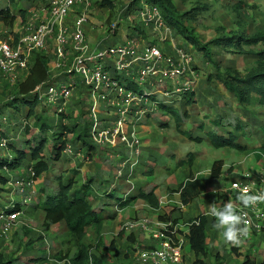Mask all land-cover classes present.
<instances>
[{"label": "built area", "instance_id": "obj_1", "mask_svg": "<svg viewBox=\"0 0 264 264\" xmlns=\"http://www.w3.org/2000/svg\"><path fill=\"white\" fill-rule=\"evenodd\" d=\"M16 1L27 14L25 18L18 15L11 31H0V93L7 95L6 101L12 100L10 93L31 72L32 55H45L50 60L48 77L31 94L38 99L37 109L56 118L55 131L58 125L77 124V133L65 137L64 155L79 158L82 154L76 149H88L76 141L83 132L94 147L124 155L117 177L130 176L142 154L144 127L161 118L163 108L183 109L185 97L197 93L200 69L191 52L193 45L180 43L160 8L144 0L134 5L133 0L122 5L116 1L114 9L97 7L102 0ZM96 12L110 13L102 21L95 17ZM31 119L37 123L35 116ZM31 119L20 120L24 130L33 128ZM11 123L10 117L0 116V133ZM10 141L0 137V147L8 158H12ZM262 159L255 170L233 167L226 174L228 186L221 190L224 203L230 200L237 213H246L249 221V236L235 247L264 235V203L244 208L237 199L245 187L252 195L264 191L263 155ZM28 173L27 180H15L14 174L8 186L16 184L19 190L32 187L35 173L32 169ZM29 201L26 198L23 204ZM164 204L161 199L157 209L150 208V214L127 221L116 234L136 236L133 264L195 262L189 244L198 219L180 217L185 206L180 200L168 201L172 208L168 212L161 208ZM23 213V209L0 212L1 236H8L18 226L29 228L21 219ZM46 244L50 256L51 245ZM56 262L71 264L68 260Z\"/></svg>", "mask_w": 264, "mask_h": 264}, {"label": "rangeland", "instance_id": "obj_2", "mask_svg": "<svg viewBox=\"0 0 264 264\" xmlns=\"http://www.w3.org/2000/svg\"><path fill=\"white\" fill-rule=\"evenodd\" d=\"M116 1L119 5L128 2V0ZM234 1L235 0H174V3L181 13L193 11L197 7L209 8L208 10H201L197 20L190 23V26L195 29V32L200 37L201 41L203 43H209L215 38L224 36L226 33L237 31L238 22L241 20L248 24L250 23L251 20L245 17L243 19L237 17L236 12L232 9V4L235 3ZM243 1H246L243 6L245 7L244 12H247L246 14H248V16L251 14L254 15L256 12L264 13V0ZM0 7L10 8L13 14H18V11L21 9L19 2L15 1L14 3H10L8 0H0ZM107 13L98 15L96 12L95 17L98 19L100 18L103 21L108 19ZM257 19L258 18L256 17V21L250 26L251 30L261 28ZM5 29H7V27L0 23V31H4ZM173 31L174 35L180 40V43L183 42L185 45L190 46L189 41L179 35L175 28H173ZM93 33L94 36H96V32L93 31ZM190 48L200 69V83L197 86V93L195 92L196 102L193 106L190 105L187 107L190 118L181 123V129L191 132L194 136L201 135L206 137V132L214 129L212 121L217 119L218 115H221L224 118V122L228 129L240 135V144L247 145L249 153L244 156V161L251 158L250 156H253L252 153L255 152V149H259L261 143L264 141V128H260V130L258 129L259 126H264V115L261 114L264 113V108L247 106V109L253 113L245 112L244 107L241 106L238 103V100L226 90L224 85L212 77L211 80H209V76H214L218 72L224 73L227 67H236L239 72L245 74L253 65L252 59L241 57L233 52L223 51L222 49H214L217 53L216 61L219 66V70H217L214 64L205 62L203 54L200 53L195 46H190ZM6 98V94L0 93V105L6 103ZM21 108L22 110H25L24 106H21ZM176 110L178 113H183L184 108ZM5 113L8 114L10 112ZM36 114L42 121H46L52 128L54 127L56 123L55 117L44 115L45 111L41 108L37 109ZM162 119L165 122L169 121L170 126L161 128L160 121ZM31 121L34 124L33 128L30 127V132L28 134L24 133V126H21L20 119H12L11 125L3 127V132H8L7 135L10 139L14 140L18 146L20 145V147H25L26 150H28L27 145H25L26 143H23V141L31 140L34 144V139L40 135V123H36L39 127L37 128L35 120L31 119ZM160 121L157 122L158 125L154 124V127L152 126V132L155 136L147 137L152 140L151 149H155V151H152L150 154L151 156L160 159V161L156 160L157 164L160 166L156 173H154L155 171L153 172L155 174L153 176L147 175L148 172L151 171V167H144V165L141 166L138 170V176L134 179L133 184L139 187L140 185H143V182L147 181L151 184L144 186L143 188L149 189L151 186L155 185L157 186V192L159 190V192H163L161 195H168L173 193L182 182L181 179L183 177L180 178L179 176L181 170L179 172L174 169L176 164L185 159L189 153L201 152V154H199L200 163L203 164L204 162V165H207V159L211 157V149H214V147L209 141L202 144L191 141L186 135L178 131L177 124L175 123L174 118L170 115L161 117ZM237 121H240L241 124L244 125L246 135H242L241 132L239 133V131L236 130ZM202 125L205 128L204 130L200 128ZM47 136L50 145L47 147L45 155L46 159L50 161L51 167L49 172L41 177L42 181L39 184L36 182L30 188L26 187L24 190L16 188V184H14L15 188L13 186H6L5 191L1 193L3 198H0V203H2L3 207L12 206L14 203H21V207L24 211L21 219L28 224L29 228H31L29 229L25 225H22L13 229L8 236H1L0 234V256L4 258L2 263L55 264L54 257L59 252L69 255H72L75 252V249L66 244L69 240V234L64 225H58L50 232H45L43 230V211L36 207L39 202H41V204L45 203L48 195L53 196L55 194L57 190L56 179L58 177H64L66 179L71 177L76 170H79L80 174L76 176L79 181L77 187H80L83 183L93 179V195L90 199L92 205L96 209H104L105 216L117 215L116 217L111 216L108 218L106 223L107 227L105 226L104 229L105 236H103L100 248H96V240H98V237L94 230L91 229L88 231V242L94 247L92 254L97 253L98 251L100 253L107 251L111 257V262L114 264H133L132 257L134 254L133 248L135 243L125 234H123V236H120L122 233H120L119 236H115L114 234H117L120 227L127 221L142 216L144 211L141 210V208H139V210L135 209L134 205L125 209H121V207L117 206L118 199L123 198L124 196L122 191L118 189V186L120 185L114 183L115 186H112L113 182L111 185L109 179L104 180L106 175L109 176L111 172L110 168L115 164L113 160L116 159H102L99 157L100 154L98 156L95 152L91 153L88 157L86 148L76 149V153L81 152L82 154L79 158L76 156L67 157L63 154L61 161H55L52 156L51 148L54 143L52 130L47 133ZM145 147L146 149L150 148L149 144L145 145ZM156 149L159 152H157ZM218 151L219 153L223 151V155L225 156H231L237 152L230 149ZM5 154L6 151L0 147V155L4 156ZM171 154H174V156ZM148 156L149 154L145 156V160H147ZM240 163L241 162L236 164L232 162L229 164L226 173L230 171V167H232L233 164H236L233 167H239ZM167 168H170L173 173L176 171V174L169 179H167V175L169 176L172 172H168ZM113 169L115 170V168ZM247 169L251 170L252 168L247 167ZM143 171H145V173L141 174ZM202 174L204 175V173ZM15 177L27 180L29 173L26 167L18 169L17 172L15 171ZM16 178L15 180H17ZM202 180H204V178ZM203 188L205 189V184H203ZM135 193H137V191H135ZM220 194L221 197L223 193L220 192ZM26 198H29L30 201L28 204H23ZM221 203L222 198L217 205L221 207ZM198 204V201L193 203L190 209H196ZM211 230L213 232L209 233L207 238L209 241L207 263L241 264L246 257H250L258 263L263 261L264 241L261 239H256V237L253 236L240 247H235L225 243L217 230L213 228H211ZM38 231L43 234H40ZM134 239H136V236H134ZM46 241L51 245L50 256H48ZM113 242L114 247L112 246ZM251 243L254 246H251ZM218 253L221 256V259L216 260V255Z\"/></svg>", "mask_w": 264, "mask_h": 264}, {"label": "trees", "instance_id": "obj_3", "mask_svg": "<svg viewBox=\"0 0 264 264\" xmlns=\"http://www.w3.org/2000/svg\"><path fill=\"white\" fill-rule=\"evenodd\" d=\"M16 0H10V3H14ZM141 0H133L132 4H137ZM149 4L156 5L160 8L165 20L175 28L180 35H182L189 43L195 46L200 53L203 54L204 60L207 63H212L219 70L218 63L216 61L217 53L214 48L222 49L223 51L233 52L238 55H254L258 60L251 66L245 74H242L233 67L225 69L224 73L218 72L217 74L210 75L213 79H217L224 85L226 90L234 96L238 103L244 107L245 112H250L248 107H261L264 108V49L259 51L252 50L251 48L257 45H264V29L259 30L253 35L247 34L245 30L237 32H229L222 37H218L210 41L209 43H203L200 37L196 34L195 29L190 26V23L197 20L199 12L206 7H197L193 11H187L181 13L174 3V0H144ZM18 2V1H17ZM116 0H102L97 3L99 8L114 9V3ZM27 6L28 2L24 1ZM18 6V4H17ZM243 3H240L236 10L237 17L240 18L239 10ZM26 10L20 9L18 14L11 11L8 7H0V23L7 27L8 31L14 26V23L18 15L26 17ZM240 22V21H239ZM238 22V23H239ZM189 25H188V24ZM50 60L43 54L35 53L32 55L31 64L32 69L28 77L22 81L11 93L12 100L6 101L3 105H0V116L5 115L12 119H20L28 121L32 117H36L37 124L40 123V135L34 139V144L31 140H24L27 149L20 147L18 144L10 139L5 132L0 133V137L11 140L9 142V149L12 154V158H8L0 155V198H3L1 193L5 191V187L13 180V175L18 169L26 167L29 170L32 169L35 173L34 181L37 182L43 175L49 172L51 164L46 159L45 151L50 145L47 133L52 130L54 136V143L52 144V156L55 161H61L66 147V138L68 134L77 133V124H70L67 126L58 125L55 128L51 127L46 121H42L39 116H36V110L38 107V99L35 95H32V91L42 82L46 81L48 77V64ZM5 94V93H4ZM196 102L195 94H191L185 97L183 102L184 111L178 113L175 108H163L160 117L170 115L174 118L177 124V129L180 133L186 135L191 141L198 144H202L204 141H209L215 149H233L240 152L248 150L247 145L240 144V135L230 131L224 122V118L218 115V118L213 120L214 129L206 132V137H194L191 132H187L181 129V123L190 118V114L187 111L188 106H193ZM21 106L25 107L22 110ZM243 110V109H242ZM5 112H10L6 114ZM247 125V124H246ZM170 126V122H161L160 127L166 128ZM201 129H205L202 125ZM264 128V126H259ZM87 130V129H85ZM236 130L241 132L242 135H246L244 125L240 121L236 122ZM30 127H26L24 133L28 134ZM264 132V131H263ZM86 133H81L76 137V141H82L84 147H88V157L91 153L97 151L98 148L94 147L86 140ZM36 141V142H35ZM260 151L264 152V144L260 147ZM27 160V161H26ZM196 160L194 153H189L187 157L177 163V168L191 169ZM27 162V163H25ZM25 163V164H24ZM223 161H215L212 165L211 175L214 179H219L223 174ZM80 171L76 170L71 177L64 178L58 177L56 179L57 190L53 196H47L46 202L38 203V209L43 211L42 228L45 232H49L56 225H64L66 231L69 234V240L67 245L75 249L72 255L62 254L59 252L54 257V263L63 262L64 260L70 261L71 264H90V259L93 260V264H114L111 262V257L107 251L92 254L94 249L93 245L88 242V231L94 230L98 240L96 248H100L103 241L104 229L109 217L104 215V209H96L90 199L93 195V182L91 180L83 183L80 187H77ZM153 174V170L148 172V176ZM16 178V177H15ZM21 179V178H20ZM201 183L194 173L190 170L189 177L186 181L178 185L174 191L179 193L180 201L183 205L187 206L194 202L200 196ZM157 186H151V188H141L137 195L131 196L126 200L118 199V205L121 209H125L131 206L133 203L143 201L151 208L157 209L159 207V197L157 195ZM14 208L7 209L0 203L1 211L10 213L12 211L22 210L21 204L16 203ZM0 211V212H1ZM114 217V215L112 216ZM198 219L199 225H194L191 229L190 237V251L195 257L193 264H209L207 258L209 255V246L207 244V225L208 218L201 216ZM196 219H192L196 220ZM123 236V233L120 234ZM129 239L135 243L134 236H129ZM114 247V242L112 243ZM236 251L235 249H233ZM221 259L220 254L216 255V260ZM4 261V258L0 256V263ZM5 264V263H2ZM62 264H68L67 262ZM220 264V263H216ZM241 264H264V259L261 263L256 260L246 257Z\"/></svg>", "mask_w": 264, "mask_h": 264}, {"label": "crops", "instance_id": "obj_4", "mask_svg": "<svg viewBox=\"0 0 264 264\" xmlns=\"http://www.w3.org/2000/svg\"><path fill=\"white\" fill-rule=\"evenodd\" d=\"M234 2L235 3L232 4V9H234V11L236 12V10L239 7L240 3H243L244 4V2H246V1H243V0H235ZM241 8L243 10H239V12L241 14L240 15V19H243L245 17V18H247V19H249L251 21L248 24L247 22H243L241 20L238 23V25H237L238 26L237 27V31L245 30L247 32V34L253 35V34L257 33L259 30L264 29V13L256 12L254 15L251 14V15L248 16V14H246L247 12L246 13L244 12L245 7L244 6H241ZM208 9L209 8L207 7L206 9H203V10H208ZM256 17L258 18L257 19V22H258V24L261 25V28H257L256 30H251L250 26H252V23H254L256 21ZM237 31H234V32H237ZM214 49H219V48H214ZM251 49L252 50L254 49L256 51H259L261 49H264V45L260 44V45H257V46L252 47ZM239 56L245 57V58H251L252 59V62H253V65L258 60V58L256 56H254V55H239ZM233 68L237 69L236 67H233ZM261 114L264 115V113H261ZM160 119L161 118H159L156 121H152L151 123H149V125H147L146 127H144V129H143L144 130V132H143V144L144 145H143V149H142V154H141V157L138 159L137 164L133 167V171H132V173H131L130 176L125 175L122 178H118L117 177V168H118V165L121 162V160L123 158H125L124 155L117 156V152L115 150H113V149H97V151H96V154L98 156L100 154L99 157L102 158V159H105V158H107L108 160L110 158L116 159V160H113L115 162V164L113 166H111V168H110L111 169V172H110L109 176L106 175L105 178H104V180L109 179V181L111 182V185H112V182H113V185L112 186H115L114 183H117L118 185H120V186H118V189L121 190L122 193L124 194V196L122 198L123 200H126L127 198H129L131 196L137 195L138 192H139V190L141 188H143L144 186H147V185L151 184V183H148L147 181L146 182H143V185L142 186L140 185L139 187L137 185L133 184L134 179H136L137 176H138L137 175L138 172H139L138 170L141 168V166L144 165V167H148V166L151 167L152 168L151 170H153V172L155 171L154 173H156L157 169L160 166L156 162V160L160 161V159H158L156 157H153L150 154V153H152V151H155V149H151L152 148V140L149 139V138H147V137L155 136L154 133L152 132V126L154 124L155 125H158L157 122L160 121ZM161 122H165V121H163V119H162L160 121V123ZM166 122H169V121H166ZM149 130H151V131H149ZM200 133H202V132H200ZM193 136H194V134H193ZM194 137H203V136H201V135H195ZM203 143H206V141H204ZM147 144H149V146H150L149 149H146V147H145V145H147ZM263 144H264V141L261 143L260 147ZM226 149H228V148H226ZM218 150H225V149H215V148L214 149H211V157L207 159L208 160L207 165H204V162H203V164L200 163L199 154H201V152H198V153L195 152L194 154L196 156V160H195L194 165H193V167L191 169H188V168H186V169L185 168H177V164H176V166L174 168L175 170H177L179 172L181 170L179 176H180V178L183 177L181 179L182 182H184V181H186L188 179L190 170L194 173L195 177L200 180L201 188H200V196H199V198H197L191 204H189L187 206H184L183 210L181 211L180 217L183 220H185V221H190L192 219L199 218V217H201L203 215L206 216L208 218V225H207V234L208 235H209V233L213 232L211 230V228H213L212 224L215 223V221H214L215 218L214 217H211V216H209L207 214L208 213V206L211 205L213 202L219 204L221 198H222V203L221 204L222 205L224 204V201H223L224 198L222 197L223 195L220 197V195H221L220 192H221V190H223L224 188H226L228 186V181H227L226 174L229 173V172H231L233 170V166L236 165L239 162H241L239 164V167L240 168H247V167H249V168H252V169H256L257 167H259V165L262 164V161H263L262 155L264 156V152L260 151L261 149L259 148V149H255V152L252 153L253 156H250L251 158H248L247 160L244 161V159H245L244 156H246V154L249 153V149L247 151H245V152H242V153L238 152L237 150H234V151H237V152L234 153L231 156H225V155H223V151H221V153H219ZM230 150H233V149H230ZM157 152H159V151L157 150ZM147 154H149V156L147 157V160H145V156ZM242 154H244V155H242ZM171 155L174 156V154H171ZM152 161H154V162H152ZM215 161H223V163H224L223 174L221 175V177L219 179H214V178H212V175H211V169H212V166L211 165H213V163ZM232 162L233 163H236V164H233V166L230 167L231 168L230 171H228L226 173L229 164H231ZM113 168H115V170ZM167 171L168 172H172L171 174H169V176L167 175V179L171 178L172 176H174V174H176V171H175V173H173V171L170 168H167ZM144 173H145V171H143L141 174H144ZM154 173L152 175H150V176L155 175ZM202 173H204L205 176ZM203 178H204V180H202ZM111 180H113V181H111ZM41 181H42L41 179L38 180L37 181L38 184ZM160 184H162V183H160ZM160 184H157V185H160ZM203 184H205V189L203 188ZM135 191H137V193H135ZM157 194H158V197H159V201L161 199L164 201L165 204L163 206H161V208L163 210H165L166 212H168L169 210L172 209L171 208V204H169V205L166 204L168 201H170V200H172V201H179L180 200L179 193H176V192H173V193L168 194V195H161V194H163V192H159V190H158ZM159 195H161V196H159ZM197 201L199 202L198 207L196 209H194V210L193 209H190L191 205L193 203L197 202ZM132 205L135 206V209H138L139 210V208H141V210L144 211V214L142 216L147 215V214H150L149 211H150V208L151 207L149 205H147L145 202L138 201V202L133 203ZM111 216H113V215H111ZM116 216L117 215L114 214V217H116ZM139 217H141V216H139ZM57 226L58 225L54 226L50 231H53L54 228H56ZM106 227H107V224H106ZM114 235L116 236V234H114ZM263 238H264V235H261V236H257L256 237V239H261L262 241H264ZM208 242L209 241L207 239V244H208ZM256 244H257V242H256ZM251 246H254V245L252 244Z\"/></svg>", "mask_w": 264, "mask_h": 264}, {"label": "clouds", "instance_id": "obj_5", "mask_svg": "<svg viewBox=\"0 0 264 264\" xmlns=\"http://www.w3.org/2000/svg\"><path fill=\"white\" fill-rule=\"evenodd\" d=\"M237 199L244 208L253 207L259 203H264V191L252 195L248 188L240 189ZM209 216L215 218L213 228L220 233L225 243L232 246H239L242 238H247L250 234L249 221L245 218L246 213L238 214L236 207L229 200L219 207L213 202L208 206Z\"/></svg>", "mask_w": 264, "mask_h": 264}]
</instances>
